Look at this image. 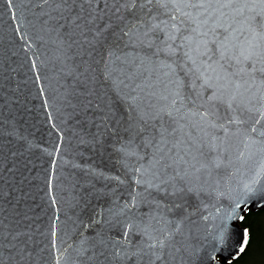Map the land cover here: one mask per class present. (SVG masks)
Here are the masks:
<instances>
[{
	"label": "water",
	"instance_id": "water-1",
	"mask_svg": "<svg viewBox=\"0 0 264 264\" xmlns=\"http://www.w3.org/2000/svg\"><path fill=\"white\" fill-rule=\"evenodd\" d=\"M105 2L94 0L98 8ZM56 7L57 0H0V264H154L145 230L168 237L159 264H231L249 241L240 217L264 209V151L241 158L234 138L222 166L177 198L171 188L148 187L155 150L143 140L134 138L125 154L117 151L122 135L101 154L91 150L71 56L49 24ZM153 15L167 20L168 10L156 5ZM157 59L181 81L178 107L194 111L192 98L211 90L199 86L182 54ZM184 132L200 135L192 117ZM210 134L223 138L219 128ZM137 168L144 184L136 183ZM133 197L136 206L126 207ZM114 248L143 255L117 262Z\"/></svg>",
	"mask_w": 264,
	"mask_h": 264
},
{
	"label": "snow or ice",
	"instance_id": "snow-or-ice-1",
	"mask_svg": "<svg viewBox=\"0 0 264 264\" xmlns=\"http://www.w3.org/2000/svg\"><path fill=\"white\" fill-rule=\"evenodd\" d=\"M156 5L168 10L167 20L153 15ZM49 24L65 59L71 56L81 89L80 108L91 124L85 143L97 154L113 136H123L117 149L122 154L134 138L150 144L155 151L148 187L171 188L180 198L193 190L186 185L222 166V152L229 151L234 138L242 146L241 158L264 151V132L257 134L264 120V0H106L103 8L94 0H57ZM181 54L199 86L211 90L192 98L191 112L178 107L182 86L173 66L157 59ZM252 115L256 118L249 122ZM189 117L199 136L184 132ZM217 128L222 139L210 134ZM169 170L173 174L165 179ZM136 172V183L144 184V171ZM135 206L133 197L126 207ZM54 229L55 224L53 236ZM145 232L159 264L168 237ZM122 237L126 241L128 232ZM141 255L115 248L111 253L117 262Z\"/></svg>",
	"mask_w": 264,
	"mask_h": 264
},
{
	"label": "trees",
	"instance_id": "trees-1",
	"mask_svg": "<svg viewBox=\"0 0 264 264\" xmlns=\"http://www.w3.org/2000/svg\"><path fill=\"white\" fill-rule=\"evenodd\" d=\"M241 226L248 230V245L231 264H264V209L247 212Z\"/></svg>",
	"mask_w": 264,
	"mask_h": 264
}]
</instances>
